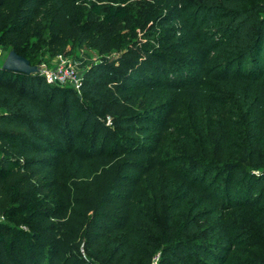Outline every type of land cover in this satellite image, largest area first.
Masks as SVG:
<instances>
[{
  "label": "trees",
  "instance_id": "1",
  "mask_svg": "<svg viewBox=\"0 0 264 264\" xmlns=\"http://www.w3.org/2000/svg\"><path fill=\"white\" fill-rule=\"evenodd\" d=\"M90 5L0 0L31 64L100 56L81 96L0 67V264H264V0Z\"/></svg>",
  "mask_w": 264,
  "mask_h": 264
},
{
  "label": "rangeland",
  "instance_id": "2",
  "mask_svg": "<svg viewBox=\"0 0 264 264\" xmlns=\"http://www.w3.org/2000/svg\"><path fill=\"white\" fill-rule=\"evenodd\" d=\"M86 5L88 4V7H90L91 3L92 2H102L104 4H110L112 2V0H84ZM119 1H122V4H127L128 6H131V8L133 10H136L138 8V6H143V2L146 1V0H119ZM136 5V6H135ZM135 6V7H134ZM135 17H136V20H137V23L138 24H141L143 21L142 19H140V16H139V13L137 12L135 14ZM137 37L138 38H142L144 39L145 37H143L144 35L142 34V32H140V28L138 27L137 28V33H136ZM131 37V36H129ZM2 49L1 51V56H0V67L1 65L4 64L9 52L11 49L7 48V47H4L2 45H0ZM68 50L70 52H68L67 54L66 53H63L64 56L66 57V60H70V62H73V64L75 65V67L77 68L78 72L84 77V71L85 69H87L92 63L94 62H97V60H99L100 56L97 52V50H95L94 48H91L89 47L88 45H84V46H77L75 48H72L71 46L68 48ZM4 57L5 60L3 59ZM56 56L54 57H50L48 56L47 54L44 55V60L45 62L47 63H50V64H56L57 63V59L55 58ZM69 84L67 85H63V87H73V86H68ZM75 89V91H77V93L81 96L82 93L81 91H78L75 87H73ZM181 117H184V114L181 115ZM180 120V119H179ZM204 120V119H203ZM181 123L180 125H178V128L177 129H181V126L182 125H186V119L183 118L181 120ZM172 149V148H170ZM230 213V212H228ZM227 213V214H228ZM251 220H252V215L251 214H248L246 213L243 217H242V221L250 224L251 223ZM213 220H206L204 222H202V226H207L209 225L210 223H212ZM253 226L256 227L255 229H258V225L256 226V223L254 222L253 223ZM246 240V239H245ZM256 242V240H246V243H244V251L246 253H254V252H259L260 249H257V247H252V243ZM258 245H262L261 243L259 242H256ZM233 256V253H231L229 255V257H232ZM242 256V255H241ZM246 259L248 258V256L245 254L244 256H242V259Z\"/></svg>",
  "mask_w": 264,
  "mask_h": 264
},
{
  "label": "built area",
  "instance_id": "3",
  "mask_svg": "<svg viewBox=\"0 0 264 264\" xmlns=\"http://www.w3.org/2000/svg\"><path fill=\"white\" fill-rule=\"evenodd\" d=\"M2 49L3 48L0 47V54ZM5 58L6 57L3 59L5 60ZM55 58L57 59L56 64H50L43 61L38 65L39 74L44 76L46 81L50 84H58L62 86L69 84L75 87L78 91H81L83 76L78 72L73 62L66 60L63 53L58 54ZM2 66L3 65H1V67Z\"/></svg>",
  "mask_w": 264,
  "mask_h": 264
},
{
  "label": "water",
  "instance_id": "4",
  "mask_svg": "<svg viewBox=\"0 0 264 264\" xmlns=\"http://www.w3.org/2000/svg\"><path fill=\"white\" fill-rule=\"evenodd\" d=\"M4 69L27 74L39 73L38 65L31 64L30 60L11 49L3 66Z\"/></svg>",
  "mask_w": 264,
  "mask_h": 264
}]
</instances>
